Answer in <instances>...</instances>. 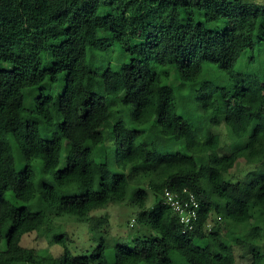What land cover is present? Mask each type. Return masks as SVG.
Masks as SVG:
<instances>
[{
	"label": "trees",
	"instance_id": "obj_1",
	"mask_svg": "<svg viewBox=\"0 0 264 264\" xmlns=\"http://www.w3.org/2000/svg\"><path fill=\"white\" fill-rule=\"evenodd\" d=\"M115 43L124 62L90 63ZM247 50L258 51L251 63L264 54V4L254 0H0V264H234L236 243L264 264V91L259 72L237 69ZM210 65L232 85L203 76ZM90 76L105 95L88 88ZM17 113L46 127L25 120L10 130ZM220 117L234 136L228 153ZM239 159L247 173L229 178ZM185 187L200 202L193 228L164 198ZM125 204L138 229L109 241L108 214L93 212ZM67 215L89 223L87 253L53 230V217ZM34 231L63 252L22 245Z\"/></svg>",
	"mask_w": 264,
	"mask_h": 264
},
{
	"label": "rangeland",
	"instance_id": "obj_2",
	"mask_svg": "<svg viewBox=\"0 0 264 264\" xmlns=\"http://www.w3.org/2000/svg\"><path fill=\"white\" fill-rule=\"evenodd\" d=\"M259 3L264 4V0H254ZM141 33L138 34L140 36ZM122 50L120 46L115 43V45L112 47V50L108 53L105 54L104 61H100V55L99 53L93 54L95 57V61L90 53L89 55V61L92 65L98 67L101 66V69L105 67V65L112 61L115 66L119 65L124 62L123 59H127V56L124 57L122 54ZM258 51H252V50H247L245 53L241 56L239 59V62L237 64V69H240L241 71H251V72H259L261 75V84L262 88L264 91V54L261 53V59L259 62H252L251 63V57L253 55L257 56ZM258 57V56H257ZM258 61V60H257ZM100 63V64H99ZM209 69L207 68L206 71L203 73V76H219L223 78V81L227 80V75L226 73L216 67L215 65H210L208 66ZM221 78H219V82H223ZM64 82H60L58 86L55 87L54 93L59 94V92L62 90ZM232 80H227V85H232ZM87 86L89 89L101 94L105 95L104 91V83L103 80L100 77H93L90 76L87 79ZM109 102L111 104L114 103V98H111L108 96ZM30 98H27L26 103L30 104ZM128 113L126 114V117H128ZM28 120L35 124L38 127H41L42 129L46 127L45 121L42 120L38 115L33 114L29 115L27 113H17L13 117L10 118L9 120V128L12 130L16 124L20 121H25ZM197 120V116L193 115L190 118V121L194 122ZM201 122L203 123L204 120L200 118ZM111 121L114 123L115 118L113 117ZM216 132L220 134L221 138V147L220 151L222 153H228L230 152V146L232 142L234 141V136L230 130V128L226 125L224 122L223 118L220 117V124L216 127ZM9 140L11 144L13 145L14 149V154L16 157V167L18 170H22L24 165H25V159L24 156L20 154V152L17 149L15 140L13 136H9ZM66 149H67V142L64 143V148H63V155L61 158L60 162V167H64L67 164V159H66ZM109 157L112 161L114 152L111 150L110 146L107 148ZM205 159V158H204ZM37 166L40 167V162H35ZM116 169V168H113ZM248 171L247 165L244 159H239L235 166L229 171L228 177L232 179H241L244 177L245 172ZM247 173V172H246ZM48 181H53L54 176L50 175L46 177ZM40 182V181H39ZM12 192H8L7 195H11ZM153 202V196L152 194L150 195L149 203ZM128 207H126V204L121 206V205H115V206H110L104 209H97L94 214H108L109 216V225L108 228L110 230V235L108 240L109 241H115L118 240L122 237L130 236L131 234H134L136 232V229L138 227L135 226V221L133 218V210H128ZM54 221L52 223L53 225V230L54 231H67L69 232L70 236L73 238L72 244H70V248L73 252L75 253H84L88 252L89 250L93 249V247L96 246L95 240L91 239V231H90V225L88 222H83V221H77L75 217L73 216H64L63 218H58L56 216L53 217ZM221 220V219H220ZM230 221H225V224L229 223ZM211 223L213 224L214 222L211 220ZM239 229L236 231L241 235L243 238H245L246 232L248 233L247 230H244V225H239ZM223 232L225 233V237L229 239V228L223 227L222 228ZM244 230V233L242 231ZM46 233H38L37 231L28 233L24 239H22L21 244L26 246V247H33L35 248L36 252L40 255L46 256V257H53V256H58L60 255L64 248L61 244L53 243L51 244L48 240V237H46ZM212 243V236L209 237ZM262 243V248H264V239L261 240ZM6 246L5 240L3 242H0V249H4ZM234 249H235V263L234 264H253V255L251 251L247 247H245L242 244H234ZM179 260V259H178ZM182 260H185L182 258ZM184 264H188L187 262H184Z\"/></svg>",
	"mask_w": 264,
	"mask_h": 264
},
{
	"label": "built area",
	"instance_id": "obj_3",
	"mask_svg": "<svg viewBox=\"0 0 264 264\" xmlns=\"http://www.w3.org/2000/svg\"><path fill=\"white\" fill-rule=\"evenodd\" d=\"M164 198L165 202L174 208L186 227L195 226L199 218L200 202L193 191L187 187L182 190L166 188Z\"/></svg>",
	"mask_w": 264,
	"mask_h": 264
}]
</instances>
